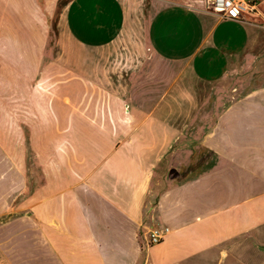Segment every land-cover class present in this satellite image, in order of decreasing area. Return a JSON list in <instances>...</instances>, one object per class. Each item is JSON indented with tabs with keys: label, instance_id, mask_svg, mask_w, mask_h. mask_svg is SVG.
Masks as SVG:
<instances>
[{
	"label": "crops",
	"instance_id": "crops-1",
	"mask_svg": "<svg viewBox=\"0 0 264 264\" xmlns=\"http://www.w3.org/2000/svg\"><path fill=\"white\" fill-rule=\"evenodd\" d=\"M59 1L0 0V264H264V17L65 0L48 58Z\"/></svg>",
	"mask_w": 264,
	"mask_h": 264
},
{
	"label": "built area",
	"instance_id": "built-area-1",
	"mask_svg": "<svg viewBox=\"0 0 264 264\" xmlns=\"http://www.w3.org/2000/svg\"><path fill=\"white\" fill-rule=\"evenodd\" d=\"M210 9L223 19L264 17V0H209ZM171 232L168 226H154L147 233L148 245L162 242Z\"/></svg>",
	"mask_w": 264,
	"mask_h": 264
},
{
	"label": "rangeland",
	"instance_id": "rangeland-1",
	"mask_svg": "<svg viewBox=\"0 0 264 264\" xmlns=\"http://www.w3.org/2000/svg\"><path fill=\"white\" fill-rule=\"evenodd\" d=\"M64 4L65 0H61L59 3L55 2L53 6L46 8V22L42 25L45 35L41 38V41L47 49L46 57L48 58L54 56L51 53L59 48L66 38L63 23ZM34 41L37 42V40H32V42Z\"/></svg>",
	"mask_w": 264,
	"mask_h": 264
}]
</instances>
